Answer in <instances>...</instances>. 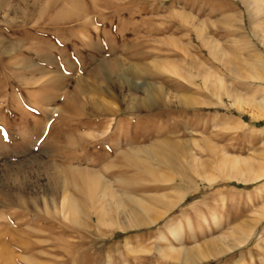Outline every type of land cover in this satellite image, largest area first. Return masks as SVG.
Segmentation results:
<instances>
[{"label":"rangeland","instance_id":"obj_1","mask_svg":"<svg viewBox=\"0 0 264 264\" xmlns=\"http://www.w3.org/2000/svg\"><path fill=\"white\" fill-rule=\"evenodd\" d=\"M56 1L0 0V243L15 226L49 234L48 253L17 264H264V111L254 105L264 104V0H115L95 12L88 0ZM238 58L253 79L226 69ZM146 95L158 101L139 105ZM164 139L152 170L113 180L122 152ZM48 164L95 169L163 215L120 230L98 228L86 209L63 214ZM240 228L242 244L201 256Z\"/></svg>","mask_w":264,"mask_h":264},{"label":"bare ground","instance_id":"obj_2","mask_svg":"<svg viewBox=\"0 0 264 264\" xmlns=\"http://www.w3.org/2000/svg\"><path fill=\"white\" fill-rule=\"evenodd\" d=\"M88 1H89V4L87 5L88 6L87 8H88L89 12L90 11L95 12L99 9L100 6H106V5L109 6V5L114 4L116 2L115 0H88ZM58 3H61L63 5L70 3V4H75L79 7L80 0H58V1H56V3L54 2L53 4H58ZM86 3H88V2H86ZM0 7H1V2H0ZM85 13L86 12L84 11L82 15H84ZM262 25L263 26H262V38L261 39L264 43V21H263ZM200 34H198V35H200ZM208 42H211V41L208 40ZM203 45L207 46L208 43L204 41ZM214 48H215V44L210 46L211 53L214 50ZM218 51H220V50H218ZM215 58L219 60L217 55L215 56ZM229 61H231V60H229ZM229 61L224 62L227 70L235 73L238 76H241V78H243V79H246V80L247 79H253V78H250L253 75L252 73H250V71H251L250 59L238 58L237 62L235 64L231 63ZM197 69L203 70V72H201V73H202V79H203L204 86L210 85L208 83H212L210 80L211 78H213L212 74L210 72H207L206 70L202 69V64H200V63H199V65H197ZM201 73L199 72V75H201ZM257 76H259V75H257ZM253 77H255V76H253ZM219 82H220V84H223L222 82H224V81H222V79H221ZM235 96H236L235 98L237 100H242V98H244V97H242L241 94L240 95L236 94ZM152 97L154 98V96H152ZM153 98L147 97V95H146L145 98H142L139 101V105L146 106L150 102H153V100H152ZM244 99H247V98H244ZM154 100L158 101V98H154ZM137 103H138V101H137ZM262 103L263 102L261 101V104ZM261 104H254V105L259 110L264 111V104H262L263 108H260ZM80 141H82V140L80 139ZM131 141H133V143L135 144L136 138L134 137L133 139H131ZM69 142L70 141H68V144H69ZM158 142L156 145H149V146L143 145L140 147L139 146L136 147L134 145V147H130L131 148L130 151L122 152L123 155H121V158H118V159H120V161H118V162H121V165H119V167H121V170L119 172L113 171L114 172L112 174L114 176L113 180H116L117 182H121L122 183L121 185H123V184H125L124 183L125 180H123L124 179L123 178L124 171L128 172V171H130L132 169H136V168L137 169L139 168L142 170H149V169L152 170L150 167L151 165H149L150 158H153L155 160L158 159L159 161H162L164 156H163V152L160 150L162 147L161 145H165V144L167 145V143H168V141L165 139L161 140L160 143H158ZM54 144H56V142ZM56 150L59 151L58 147L56 148ZM140 154L146 155L147 157L143 158V156H140ZM222 162H228V161H227V159H222ZM72 164L73 163H71V164L69 163L68 165L72 166ZM73 165H75V164H73ZM250 165L256 166L253 163ZM49 166H54L53 169L55 170V173H51V177L54 181V187L53 188L56 191V193H59L60 195L62 194L61 195V197H62V199H61V201H62L61 202V204H62L61 205L62 206L61 212L63 214H69V215L73 216L74 218H77L78 217L77 215L82 213L86 209L85 212L86 213L88 212L90 214L91 221L96 222V225L98 228L103 227V226H107L111 229H120V230L127 229V228H136V227H140V226L152 223L163 215V213H161L160 211H157L155 208H153V205H151L150 202L143 199L142 197L139 198V197L130 196V195H126V194L119 195V192L117 193L116 189H113V187L111 188V186H110L112 184L111 181H113V180H111L110 178H108V179L104 178V176H101V173L99 174L95 169L94 170L93 169L87 170V169H83V168H79V167H69L70 173H68L67 171H66L67 173H65V171H63V170H65L66 168H64V167L58 166L56 164H50ZM108 167H110V165H108ZM262 173H263V171H260L259 173L249 172L247 174H240V178L245 179V180H249L255 176L261 175ZM69 188L73 190V193H71V192L69 193V191H68ZM12 197H14L15 202L19 206L29 209L30 203L27 201V199H24L23 195L20 192V189L17 188L16 192L15 193L13 192ZM108 197L110 200L107 199ZM176 199L172 198V199H168V200H165V199H163V200L165 201L164 203L167 205V207H173L177 203ZM165 210H167V209H165ZM121 214H123L126 217V223L124 222L123 224H120V221H118L119 218H116V217H119ZM0 218H1V220H3L2 214H0ZM10 219L11 218H9V222H10ZM12 223H13V221H12ZM13 224L16 225V222ZM17 226H18V224H17ZM28 226H29V224H28ZM30 228L33 229V227H30ZM15 229L16 230L13 229L12 233H9V235H7L8 231H11V230H9V228H8V231H6V229H2L1 233L4 236L3 239L5 241L0 243L1 244L0 245V264H10V263L11 264H17L18 261L22 260V259L29 261V263L30 262L35 263L36 258H34V259H32L30 257L27 258L24 256L23 253H30L31 254V252L38 250V248L43 249L38 254L42 255V254L48 253L46 251L48 249H46V248H47L48 243L52 242V241H51L50 236H48L49 234L45 233L44 230H40V232H37L38 230L37 231L33 230L34 232H32L30 230L27 231V230L18 229V228H16V226H15ZM49 233H50V231H49ZM240 233H245L244 229H241V228L238 229L236 232H234L232 235H230L229 238H228V235L225 234V235H221V237H219L218 239H214L213 241L208 242L207 248H210V249L208 251L205 250V252L201 253V256L203 258L215 257V256H218L219 254L220 255L224 254L227 251H230L231 249L239 246L244 241V238L242 236L236 235V234H240ZM245 235H243V236H245ZM33 236L34 237L38 236L40 238H42L44 236L43 237L44 239L40 242H38V241L35 242L34 239L32 238ZM227 238L229 240L231 239V241L229 242V240ZM57 244L59 246L58 249L61 250L63 243L61 241H59ZM16 252H19L22 255H20ZM34 254L36 255V253L35 252L32 253L33 257H35ZM23 262H26V261H23Z\"/></svg>","mask_w":264,"mask_h":264}]
</instances>
